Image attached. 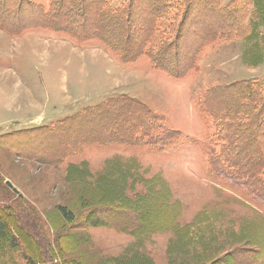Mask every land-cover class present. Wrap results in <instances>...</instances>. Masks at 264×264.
I'll return each mask as SVG.
<instances>
[{"label":"rangeland","instance_id":"obj_1","mask_svg":"<svg viewBox=\"0 0 264 264\" xmlns=\"http://www.w3.org/2000/svg\"><path fill=\"white\" fill-rule=\"evenodd\" d=\"M31 1L47 7L50 0ZM122 1L115 0V4ZM230 1L221 0L222 4ZM238 2L250 13L254 9L252 0ZM195 21L198 30L189 28L181 45L187 53L206 38L205 25L218 22ZM259 28L263 34L264 25ZM2 31L0 177L24 199L23 208L33 209L52 247L66 245L60 250L62 256L55 250L54 264L63 258L71 264H231L236 250L256 248L263 249L264 259V205L212 173L203 145L214 127L195 104L206 87L245 80H260L264 86V55L260 59L254 55L248 63L243 60L244 50L261 43L260 38H218L200 52L196 71L174 79L153 69L146 56L124 63L96 40L78 44L41 28L25 29L17 36ZM117 96H127L164 115L166 125L179 131L180 138L162 151L89 145L60 165L23 155V150L44 151L52 143L45 141V133L30 132L33 127L54 125ZM28 140L29 146L22 148ZM159 189L177 206L176 225L188 226L183 232L165 229L132 234L103 219L87 225L92 213L87 218L85 214L90 210L125 206L126 201H135L129 204V215L137 211L140 220L148 222L159 212L148 197L141 200L138 196ZM15 198H0V204ZM61 208L73 221L62 215ZM0 213L7 217L5 210ZM245 255L249 264H258L252 254ZM3 256L0 245V259Z\"/></svg>","mask_w":264,"mask_h":264},{"label":"trees","instance_id":"obj_2","mask_svg":"<svg viewBox=\"0 0 264 264\" xmlns=\"http://www.w3.org/2000/svg\"><path fill=\"white\" fill-rule=\"evenodd\" d=\"M252 3L254 9L250 13L238 0L228 4H222L221 0H124L118 4L115 0H50L47 7L31 0H0V28L11 36L20 35L25 29L41 28L78 44L96 40L124 63L146 56L153 69L181 79L198 69L200 52L208 45L213 46L218 38L221 41L241 36L249 41L260 38L261 43L255 42L252 48L244 50L243 60L247 62L254 55L260 59L264 55V32L261 34L259 30L264 25V0H252ZM207 14L210 16L206 18ZM195 19L218 22L202 26L207 31L206 38L187 53L181 45L185 44L189 28L198 30L195 23L199 22ZM195 104L214 127L203 145L212 173L264 205L262 81L206 87L198 93ZM30 132H43L45 141L52 143L44 151L23 150V155L44 158L55 165L89 145L114 144L162 151L181 136L166 125L164 115L127 96L85 107L54 125L33 127ZM29 142L22 148L28 147ZM9 189L0 177V198L16 197L9 204H0V212L7 213V217L0 213V245L5 250L0 264H54L55 250L62 256L66 245L58 243L54 249L33 209L23 208L24 199ZM144 195L159 212L148 222L141 221L137 211L129 215L132 210L129 204L135 201H126L125 206L90 210L85 214L87 218L92 213L87 225H96L103 219L112 227L132 234L165 229L178 234L187 229L188 226L176 225L179 211L169 202L164 189L139 193V199H144ZM61 210L67 220L73 221L68 211ZM102 210L112 216L102 217ZM245 254H252L258 264H264L261 248L236 250L231 264H249L250 258ZM71 263L63 258L62 263L55 264Z\"/></svg>","mask_w":264,"mask_h":264},{"label":"water","instance_id":"obj_3","mask_svg":"<svg viewBox=\"0 0 264 264\" xmlns=\"http://www.w3.org/2000/svg\"><path fill=\"white\" fill-rule=\"evenodd\" d=\"M6 184L10 187V188H12L13 189V191H16V189L15 188H13V186H12V184L7 180L6 181Z\"/></svg>","mask_w":264,"mask_h":264},{"label":"crops","instance_id":"obj_4","mask_svg":"<svg viewBox=\"0 0 264 264\" xmlns=\"http://www.w3.org/2000/svg\"><path fill=\"white\" fill-rule=\"evenodd\" d=\"M3 32V31H2Z\"/></svg>","mask_w":264,"mask_h":264}]
</instances>
